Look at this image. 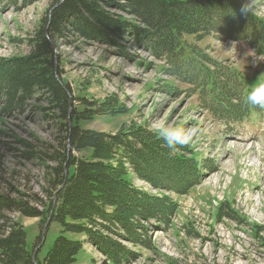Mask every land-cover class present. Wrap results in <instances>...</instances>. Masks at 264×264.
Returning a JSON list of instances; mask_svg holds the SVG:
<instances>
[{"label":"rangeland","instance_id":"rangeland-1","mask_svg":"<svg viewBox=\"0 0 264 264\" xmlns=\"http://www.w3.org/2000/svg\"><path fill=\"white\" fill-rule=\"evenodd\" d=\"M53 1L0 0V61L10 64L32 54L31 40L49 20ZM232 1L264 19V0ZM106 3L94 0L97 15L119 17L128 27H144L126 8ZM88 10L77 5L52 34L54 75L69 87V114L62 116L46 90L36 84L27 91L11 90L6 79L23 73L0 65V196L42 214L27 216L18 207L0 210V237L19 225L34 262L43 259L60 229L49 221L41 235L44 222L51 218L43 205L53 193L55 169L63 154L83 158L90 154V150H71L67 144L66 124H77L83 130L108 134H145L159 141L165 155L179 156L186 173L196 166L199 179L186 189L165 180L155 186L125 165L137 191L168 197L174 209L165 220L157 218L162 224L148 226L138 220L146 225L143 232L148 239L143 241L128 242L116 221L107 223V230L96 227L106 240L124 246V256L118 248L113 252L120 254V263L90 244L86 234H69L83 243L71 264H264V108L244 105L251 88L264 80V54L244 40L216 32L181 33L188 56L183 55L180 72L174 74L165 56L154 54L131 31L103 32L99 39L92 33L82 35L81 30L94 21ZM215 75L228 86L227 99L212 91ZM100 105L119 112H99ZM236 109L241 112L235 115L238 120H232ZM161 121L195 128L196 135L189 144L170 149L157 132ZM244 135L245 144L240 139ZM161 164L151 159L144 163L153 166L152 173L163 169ZM136 229L142 237L141 228ZM127 250L134 255L125 254Z\"/></svg>","mask_w":264,"mask_h":264},{"label":"trees","instance_id":"trees-1","mask_svg":"<svg viewBox=\"0 0 264 264\" xmlns=\"http://www.w3.org/2000/svg\"><path fill=\"white\" fill-rule=\"evenodd\" d=\"M53 2L55 3L50 10L49 20L38 27L31 40L34 42L32 54L10 64L1 60L0 65L16 67L23 73L5 78L11 83V90L27 91L33 85H38L40 90H46L50 103L57 106L62 116L69 114L67 105L69 87L54 75L51 40L52 34L64 20L63 17L73 12L77 5L82 10L89 7L87 13L94 16L90 28L81 30L82 35L89 37L88 33H92L95 39H99L104 35L103 32H116L119 35L124 30L131 31L134 38L145 42L147 48L154 54L164 55L165 62L175 69L174 74L180 72L183 55H187L185 45L178 36L181 33L200 35L216 32L226 38L244 40L249 46L264 54V19L247 9L246 12L242 11L243 7L232 0H124L123 5H115L112 0H107L106 4L124 7L127 12L137 16L141 24H144L142 28L132 25L128 27L125 25L127 22L119 17L113 19L107 15H97L95 13L97 10L92 4L94 0ZM24 70H27L26 73ZM6 75L10 77L8 73ZM210 86L213 88L212 91H218L224 99L228 98V86L220 76H213ZM244 105L248 106V102ZM224 108L228 109L227 104H224ZM238 110H233L230 119L238 120L235 117L241 112ZM98 111L119 112L114 107L103 105H100ZM74 113L75 111L71 110L70 118ZM65 131L67 144L71 150H90V154L84 158L70 154L66 157L67 155L63 154L62 163L55 169L53 193L50 194L49 201L44 203L43 209L48 215L51 214L50 221L59 224V232L43 259L40 262L37 259L33 262L32 254L25 247L24 229L17 224L12 226L6 236L0 237V264H71L75 262L83 246L82 241L69 236L76 233L86 234L90 244L106 253L109 259H117L116 262L120 263L121 256H124V246L107 241L96 227L107 230L106 224L116 221L126 234L128 242L143 241L142 238L148 239L143 232L146 225L140 224L138 220L146 221L148 226H151L152 222L162 224V219L165 220L164 217L174 209L168 197L148 196L137 191L127 178L125 165L132 168L140 180H146L155 186L161 185L162 180H165L166 184L186 189L199 179V172H195L196 166L191 168L194 172L186 173V166L182 165L183 160L170 152H166L170 160L166 162V155L161 151L159 141L148 139L145 134L137 135L131 131L108 134L83 130L77 124H66ZM148 159L160 161L164 164H161L163 169L152 173L153 166L144 165ZM64 164L66 168L63 167ZM17 207L16 210L27 216L42 215L39 211L24 210L20 203L0 196V210ZM97 220H101L102 223ZM134 223L137 226H134ZM136 227L141 228L139 232L142 237ZM91 228L96 231H90ZM37 239L39 242L41 238ZM117 248L121 250V256L118 254V257L113 253ZM125 254L134 255L128 250Z\"/></svg>","mask_w":264,"mask_h":264},{"label":"clouds","instance_id":"clouds-1","mask_svg":"<svg viewBox=\"0 0 264 264\" xmlns=\"http://www.w3.org/2000/svg\"><path fill=\"white\" fill-rule=\"evenodd\" d=\"M242 11L246 12L243 7ZM247 102L253 106L264 108V80L258 81L247 94ZM157 132L165 145L174 149L178 145H187L196 135L197 129L170 125L166 121L159 122Z\"/></svg>","mask_w":264,"mask_h":264},{"label":"water","instance_id":"water-1","mask_svg":"<svg viewBox=\"0 0 264 264\" xmlns=\"http://www.w3.org/2000/svg\"><path fill=\"white\" fill-rule=\"evenodd\" d=\"M64 170H65V169H64ZM49 221H50L49 218H47V220L44 222L45 224H44V227H43V229H42V234H41V235H43V234L45 233V231H46V226H47V224H48ZM32 256H33V258H35V255H34V254H33Z\"/></svg>","mask_w":264,"mask_h":264},{"label":"bare ground","instance_id":"bare-ground-1","mask_svg":"<svg viewBox=\"0 0 264 264\" xmlns=\"http://www.w3.org/2000/svg\"><path fill=\"white\" fill-rule=\"evenodd\" d=\"M240 139L243 140L242 143H244V144H245V142L248 141V137H246L245 135H244L243 137L241 136ZM241 147H242V146H241ZM250 147H251V146H250ZM107 241H108V240H107ZM107 253H108V252H107ZM32 259H33V262H34V259H35V258H33V256H32Z\"/></svg>","mask_w":264,"mask_h":264}]
</instances>
